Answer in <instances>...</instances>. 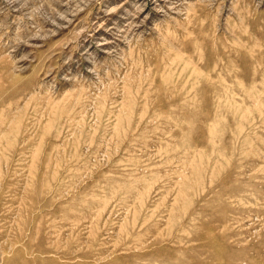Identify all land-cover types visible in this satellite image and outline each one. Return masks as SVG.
I'll return each mask as SVG.
<instances>
[{
    "label": "rangeland",
    "instance_id": "rangeland-1",
    "mask_svg": "<svg viewBox=\"0 0 264 264\" xmlns=\"http://www.w3.org/2000/svg\"><path fill=\"white\" fill-rule=\"evenodd\" d=\"M0 264H264V0H0Z\"/></svg>",
    "mask_w": 264,
    "mask_h": 264
}]
</instances>
